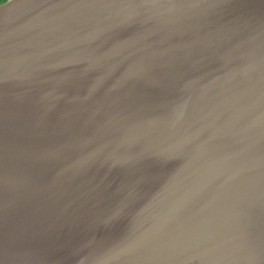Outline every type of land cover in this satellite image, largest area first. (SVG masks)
<instances>
[{"label":"water","instance_id":"95a60500","mask_svg":"<svg viewBox=\"0 0 264 264\" xmlns=\"http://www.w3.org/2000/svg\"><path fill=\"white\" fill-rule=\"evenodd\" d=\"M0 264H264V0L0 4Z\"/></svg>","mask_w":264,"mask_h":264},{"label":"trees","instance_id":"16d2710c","mask_svg":"<svg viewBox=\"0 0 264 264\" xmlns=\"http://www.w3.org/2000/svg\"><path fill=\"white\" fill-rule=\"evenodd\" d=\"M6 1H8V0H0V4L4 3Z\"/></svg>","mask_w":264,"mask_h":264}]
</instances>
